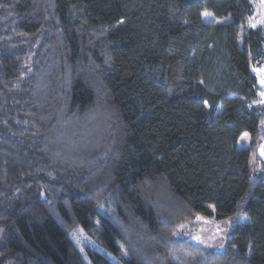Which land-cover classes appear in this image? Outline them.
I'll use <instances>...</instances> for the list:
<instances>
[{"label": "trees", "instance_id": "trees-1", "mask_svg": "<svg viewBox=\"0 0 264 264\" xmlns=\"http://www.w3.org/2000/svg\"><path fill=\"white\" fill-rule=\"evenodd\" d=\"M253 14L254 0H0V264H264ZM244 213L222 248L176 231Z\"/></svg>", "mask_w": 264, "mask_h": 264}, {"label": "rangeland", "instance_id": "rangeland-1", "mask_svg": "<svg viewBox=\"0 0 264 264\" xmlns=\"http://www.w3.org/2000/svg\"><path fill=\"white\" fill-rule=\"evenodd\" d=\"M204 13H209L207 16L204 15L206 21H225L224 18L214 16L211 11H205ZM252 24L254 26H260L264 29V0H254ZM262 78H264V73L260 72L259 80L261 81ZM245 133H247V136H245ZM249 142V133L244 132L239 140V147L245 148L248 146ZM262 152H264V144L261 147V155L264 158V154H262ZM254 164L256 165L255 160ZM248 219L249 216L246 213L234 221L228 218L218 219L214 216L198 214L190 219L180 222L176 227V231L177 233L205 246L222 248L230 238L235 223H237V221L246 222ZM197 237L199 239H196Z\"/></svg>", "mask_w": 264, "mask_h": 264}, {"label": "snow or ice", "instance_id": "snow-or-ice-1", "mask_svg": "<svg viewBox=\"0 0 264 264\" xmlns=\"http://www.w3.org/2000/svg\"><path fill=\"white\" fill-rule=\"evenodd\" d=\"M204 15L207 16V15H209V13H204ZM261 72L264 73V69H262ZM261 83L264 84V78L261 79ZM262 95H264V93H262ZM245 136H247V133H245ZM262 154H264V152H262ZM196 239H199V238L197 237Z\"/></svg>", "mask_w": 264, "mask_h": 264}, {"label": "crops", "instance_id": "crops-1", "mask_svg": "<svg viewBox=\"0 0 264 264\" xmlns=\"http://www.w3.org/2000/svg\"><path fill=\"white\" fill-rule=\"evenodd\" d=\"M264 66V63L260 66V67H263ZM260 83H261V81H260ZM262 84V83H261ZM263 86V88H264V85H262ZM262 93H264V91H262ZM262 93H261V100L263 101L264 100V95H262ZM264 144V143H263ZM263 146V145H262Z\"/></svg>", "mask_w": 264, "mask_h": 264}, {"label": "built area", "instance_id": "built-area-1", "mask_svg": "<svg viewBox=\"0 0 264 264\" xmlns=\"http://www.w3.org/2000/svg\"><path fill=\"white\" fill-rule=\"evenodd\" d=\"M262 69H264V66L262 68L261 67L259 68V75H260V72H261Z\"/></svg>", "mask_w": 264, "mask_h": 264}]
</instances>
